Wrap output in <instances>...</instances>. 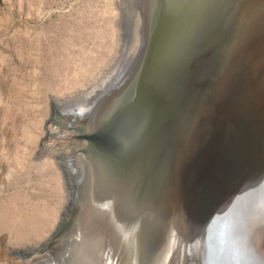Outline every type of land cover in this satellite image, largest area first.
Returning a JSON list of instances; mask_svg holds the SVG:
<instances>
[{
    "label": "water",
    "instance_id": "obj_1",
    "mask_svg": "<svg viewBox=\"0 0 264 264\" xmlns=\"http://www.w3.org/2000/svg\"><path fill=\"white\" fill-rule=\"evenodd\" d=\"M129 7L110 68L50 97L48 134L70 132L63 148L46 147L66 201L48 235L17 257L66 262L96 209L101 233L86 264H264V229L218 203L232 138L227 156L224 139L212 152L216 132L231 134L242 116L233 84L264 64V0H146L134 41Z\"/></svg>",
    "mask_w": 264,
    "mask_h": 264
},
{
    "label": "rangeland",
    "instance_id": "obj_2",
    "mask_svg": "<svg viewBox=\"0 0 264 264\" xmlns=\"http://www.w3.org/2000/svg\"><path fill=\"white\" fill-rule=\"evenodd\" d=\"M118 17L116 0H0V264L41 261L15 252L45 238L66 201L46 147L68 136L48 134L50 97L88 87L115 60Z\"/></svg>",
    "mask_w": 264,
    "mask_h": 264
},
{
    "label": "bare ground",
    "instance_id": "obj_3",
    "mask_svg": "<svg viewBox=\"0 0 264 264\" xmlns=\"http://www.w3.org/2000/svg\"><path fill=\"white\" fill-rule=\"evenodd\" d=\"M145 1L146 0H116L119 15L117 21L119 27V50L123 45V30L121 26L125 21L127 23L124 17V15H126L123 8L124 3L126 4L128 2L127 6H131L129 7L131 8L129 16H127L129 17L128 23L131 25L134 41L139 32L138 28L141 22L142 9L145 7ZM119 53L120 52H118V54ZM112 64L113 62H110V64L100 71L94 80L91 81L94 82L98 80L102 76V72L110 68ZM250 66H252V63ZM250 69L251 68H248L246 70L250 71ZM258 69L259 70L252 78H250L251 74L249 79L244 77L241 83L235 82V84H233V101H236V110H240L242 116H240V119L237 118L238 113L234 114L232 120L234 127L231 134L228 132L225 135L221 129L216 132L213 141L214 144H212L214 145L212 147V152L216 155L218 141L224 139L223 148H225L228 138L229 140L232 138V153L224 160L222 166L224 169L219 178L221 184L217 181V185L219 184V190L216 191L218 203L219 205H227L232 202V204L239 205L238 207L243 209L246 214L250 226L256 223L258 228L264 229V64L260 65ZM237 122L238 124L236 125ZM60 134L68 136V139L70 138V132L68 131L63 130ZM229 153L230 149L225 148V156ZM73 159V162L78 165L80 162L79 157H74ZM229 175L230 178L226 180ZM222 184L223 186L220 187ZM221 192H225V194ZM86 215L84 227L80 228L79 234L76 235L74 241H72L73 248L69 249L66 262H62V264H84L86 261H83V257L90 259V256H96L97 254L98 236L99 233H101V222L97 219L99 217V212L95 209L92 212H87ZM260 236L264 238V234ZM37 264L54 263L52 259L43 258L42 261H37Z\"/></svg>",
    "mask_w": 264,
    "mask_h": 264
}]
</instances>
